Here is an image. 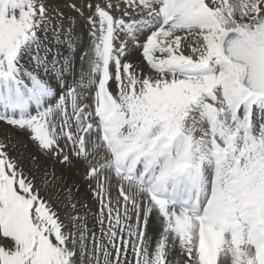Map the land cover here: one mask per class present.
<instances>
[{
    "label": "snow or ice",
    "instance_id": "snow-or-ice-1",
    "mask_svg": "<svg viewBox=\"0 0 264 264\" xmlns=\"http://www.w3.org/2000/svg\"><path fill=\"white\" fill-rule=\"evenodd\" d=\"M0 264H264V0H0Z\"/></svg>",
    "mask_w": 264,
    "mask_h": 264
},
{
    "label": "bare ground",
    "instance_id": "bare-ground-1",
    "mask_svg": "<svg viewBox=\"0 0 264 264\" xmlns=\"http://www.w3.org/2000/svg\"><path fill=\"white\" fill-rule=\"evenodd\" d=\"M68 2H72V0H68ZM75 2L77 4H79L80 0H75ZM65 13L70 17V19H73L75 21V27L77 28L76 24H79L80 18L77 16V14L75 12L72 11L71 8H65L64 9ZM83 23V21L81 20V24ZM89 205L91 206V201H88Z\"/></svg>",
    "mask_w": 264,
    "mask_h": 264
},
{
    "label": "rangeland",
    "instance_id": "rangeland-1",
    "mask_svg": "<svg viewBox=\"0 0 264 264\" xmlns=\"http://www.w3.org/2000/svg\"><path fill=\"white\" fill-rule=\"evenodd\" d=\"M84 2V0H80V2H79V4L80 3H83ZM88 13L87 12H85V15H87ZM77 25V30H79L80 29V27H81V19H80V21H79V24H76Z\"/></svg>",
    "mask_w": 264,
    "mask_h": 264
}]
</instances>
